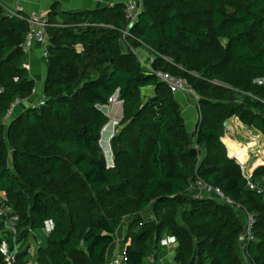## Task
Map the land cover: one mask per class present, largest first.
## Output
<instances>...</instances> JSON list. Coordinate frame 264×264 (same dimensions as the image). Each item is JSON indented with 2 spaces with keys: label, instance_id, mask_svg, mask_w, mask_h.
Instances as JSON below:
<instances>
[{
  "label": "trees",
  "instance_id": "obj_1",
  "mask_svg": "<svg viewBox=\"0 0 264 264\" xmlns=\"http://www.w3.org/2000/svg\"><path fill=\"white\" fill-rule=\"evenodd\" d=\"M141 5L123 37V3L72 11L54 4L46 14L43 104L4 123L11 103L31 100L36 84L25 68L28 20L0 3V207L18 217L16 264H107L127 216V264L156 260L164 236L176 239L175 264H245L243 257L264 264V166L251 177L261 191L250 190L222 142L231 118L264 138V86L256 83L264 78V0ZM135 50L198 96L192 132L174 95L142 69ZM116 92L122 116L110 139L109 167L101 131ZM198 179L239 209L210 197L191 200L188 188ZM144 211L153 219L143 218ZM243 212L254 218V240L239 250ZM3 220L0 245L12 244ZM47 222L52 228L32 256L25 232H43Z\"/></svg>",
  "mask_w": 264,
  "mask_h": 264
},
{
  "label": "crops",
  "instance_id": "obj_2",
  "mask_svg": "<svg viewBox=\"0 0 264 264\" xmlns=\"http://www.w3.org/2000/svg\"><path fill=\"white\" fill-rule=\"evenodd\" d=\"M127 0H0L2 7L9 14H16L18 16H26L38 12L48 14L54 4L58 6L60 11H72V10H95L107 5H113L116 3H124ZM16 5L21 8L20 12H16ZM41 45L34 44L31 47L30 52L27 54L25 68L27 69L31 79L36 84L35 95L30 98L31 101H36L40 98L42 92V86L46 72V61L41 57ZM126 51V50H125ZM138 51V50H135ZM136 54V53H135ZM151 89L144 90V94L150 95ZM184 118L185 126L188 132H192L198 121V112L195 110L191 100L183 94L174 95ZM26 109L25 104L18 105L12 117L19 116ZM112 114L113 119L120 120L122 116V108H116L115 105L109 109L107 114ZM222 142L226 147L227 154L231 159H234L242 168L245 177H252L254 171L264 166V138L256 133H253L249 127L242 125L237 118H231L225 127ZM101 147L104 153L110 150V135L105 133L102 135ZM3 196V194H1ZM239 217L244 221V216L239 214ZM143 218L146 220L153 219L149 211L142 213ZM132 220L131 216L124 217L118 230L114 234V242L109 248L106 255V263L109 264L111 260L121 253L124 248V238L127 231V226ZM165 237V236H164ZM242 237V236H241ZM162 239V238H161ZM243 239L240 241L242 244ZM241 248H239L240 250ZM178 250L177 245L170 247H160L157 245V264H175L174 256ZM240 254V253H239ZM243 256V252H241ZM245 264H249L243 257ZM191 264H194L192 262Z\"/></svg>",
  "mask_w": 264,
  "mask_h": 264
},
{
  "label": "built area",
  "instance_id": "obj_3",
  "mask_svg": "<svg viewBox=\"0 0 264 264\" xmlns=\"http://www.w3.org/2000/svg\"><path fill=\"white\" fill-rule=\"evenodd\" d=\"M20 0H17V2ZM124 15L126 19V30L123 32V37L128 34L127 30L133 26L139 17L142 5L141 0H127L124 3ZM21 8L19 5H16V12H20ZM13 15V14H12ZM14 16H17L20 19L27 18L29 23V30L25 37V42L23 44V50L28 54L31 50V47L34 44H40V50H41V57L44 61H47V47L48 43L46 41L45 33L48 26V21L45 13L38 12L30 15L18 16L14 14ZM126 47L128 46L127 43L124 42ZM140 63V61H139ZM146 65H144L143 69L146 72L152 73L155 78L158 80L159 83L164 84L173 95L176 94H183L186 97H188L191 100V103L194 105L195 110L198 112V121L200 119V109H199V99L198 96L188 87L186 81L184 79L172 76L168 73L162 72V71H154L151 68V59L146 60ZM142 64V61H141ZM15 81L17 79H14ZM257 85L264 86V78L256 81ZM36 90L34 89L32 94L35 95ZM25 104V106H30L31 108L34 106H39L43 104V100L41 98L37 99L36 101L27 100L25 98H16L6 111L3 122H7L9 119H11L13 112L15 108L20 104ZM121 101L119 100L118 92L108 100V104L105 107L106 111L109 112V109L114 105L121 106ZM108 116V115H107ZM119 121L120 120H112L109 121L106 126L102 128L101 133H109L110 139L113 137V135L117 132L119 127ZM106 157V163L109 167L113 166V159L111 150L106 151L105 153ZM247 179V186L250 190H256L261 191L260 187H258L256 184L252 182L251 177H246ZM264 182V181H263ZM187 195L191 200L200 201L203 198L210 197L214 198L217 201H220L228 206L233 207L235 210H238V206L235 205L230 199L226 198L221 191H219L216 188H212L208 185H206L202 180H196L194 181L190 187L188 188ZM6 209V211H4ZM9 208L7 207H0V217H2L3 225L5 228H8V233L12 236V244H10L7 241H3L0 245V255L3 258L4 264H16V257L19 252V245L15 242V235H16V229L15 226L18 223V217L16 215L10 214ZM244 214V229H243V242L240 245L241 249L245 248V244L249 243L254 240L253 237V226H254V218L251 214L243 212ZM52 228V225L50 222H47L45 224V227L43 229V232L45 234H48ZM176 245V239L173 236H165L159 241L160 247H170ZM29 253L34 256L35 252L32 249L28 250ZM150 264H157L156 260L153 258L149 259ZM109 264H127V257L125 254L124 249L121 251L119 256L113 258Z\"/></svg>",
  "mask_w": 264,
  "mask_h": 264
},
{
  "label": "rangeland",
  "instance_id": "obj_4",
  "mask_svg": "<svg viewBox=\"0 0 264 264\" xmlns=\"http://www.w3.org/2000/svg\"><path fill=\"white\" fill-rule=\"evenodd\" d=\"M124 46H126V45L124 44ZM135 53H136V56H137L138 60L140 61V65H141V67L143 69L144 65L147 64L146 63V60H148L147 57H150V56L147 53L142 52L140 50L139 51H135ZM141 61H142V64H141ZM115 107L118 108V109H120V106L119 105H115ZM106 113H108V111H106ZM107 115H108V117L110 119L109 121L117 120V119H113V115L111 113L110 114H107ZM253 133H255V132L253 131ZM4 211H6V209H4ZM6 213H7V211H6ZM8 213L11 214V210H9ZM17 224L15 226V229H16L15 238L18 236V234L20 232V230H18ZM3 229L5 231H8V228L3 227ZM21 231L23 233V230H21ZM25 234H26V241H25L24 246L25 247L28 246L29 249H32L35 252L37 246L42 245V243H43L44 232H40V233H37L36 232V233H34V232H31V231H29V232L26 231Z\"/></svg>",
  "mask_w": 264,
  "mask_h": 264
},
{
  "label": "water",
  "instance_id": "obj_5",
  "mask_svg": "<svg viewBox=\"0 0 264 264\" xmlns=\"http://www.w3.org/2000/svg\"><path fill=\"white\" fill-rule=\"evenodd\" d=\"M227 124H228V123H225L224 126L226 127ZM120 149H122V148H120ZM117 188H119V185H117V186H110V187H109V190H116Z\"/></svg>",
  "mask_w": 264,
  "mask_h": 264
}]
</instances>
